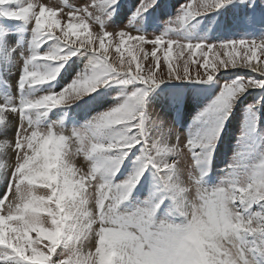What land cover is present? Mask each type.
Returning <instances> with one entry per match:
<instances>
[{
  "label": "snow or ice",
  "instance_id": "6c2138e0",
  "mask_svg": "<svg viewBox=\"0 0 264 264\" xmlns=\"http://www.w3.org/2000/svg\"><path fill=\"white\" fill-rule=\"evenodd\" d=\"M227 2L231 0H192L185 5L184 14L195 17ZM117 3L84 0L69 8L65 0L64 11L46 0L23 4L20 0H0V8L20 4L4 11L5 17L32 20L39 37L46 38L43 43L55 39L65 46L33 55L31 61L58 62V67L48 72L25 67L21 88L54 80L63 63L80 50L97 57L89 71L58 93L0 103V125L13 115L21 121L14 137L0 140V149L14 159V163L0 162V169H11L7 188L0 196V248L9 250L7 257L0 256V264L6 258H16L22 264H248V252L264 246V160L243 180L232 179L214 190L202 185L206 172H190L187 180H182L181 161L190 155V164L199 166L205 154L211 153L233 102L249 88H264V79L238 77L226 83L216 101L202 113L214 118V126L175 144L149 137L144 104L150 89L168 78L205 82L221 68L230 67L247 68L264 77V63H256L264 55V40L194 43L104 29L101 13ZM150 3L155 0H141L140 10L146 12ZM147 45H151L150 53ZM174 46L178 56L189 53L182 69L173 63ZM112 48L118 60L110 58ZM217 49L224 51L225 58ZM158 51L164 52L167 61L166 71L159 74ZM140 52L143 58L135 54ZM197 53L203 57L204 74L190 71V64L200 63L191 59ZM149 55L155 64L145 66L142 59ZM116 79L136 81L144 87L82 130L71 135L57 128L41 130L30 119L32 112L47 113L74 103ZM138 145L141 155L136 157L133 172L122 182L113 183L112 178ZM81 152L94 161L90 167H77L75 158ZM150 168L160 174L175 201L173 217H157L163 201L150 200L134 210L121 207ZM40 188L45 190L43 194H38ZM90 241H95L92 247H88Z\"/></svg>",
  "mask_w": 264,
  "mask_h": 264
},
{
  "label": "rangeland",
  "instance_id": "374dc122",
  "mask_svg": "<svg viewBox=\"0 0 264 264\" xmlns=\"http://www.w3.org/2000/svg\"><path fill=\"white\" fill-rule=\"evenodd\" d=\"M30 0H20V4ZM54 6L67 11L65 0H46ZM192 0H155L148 5L146 12L141 11V0H118V3L101 13L102 27L107 30H127L134 34L166 36L190 42H206L218 44L232 40H264V0H231L222 7L206 11L195 17L185 16V5ZM200 2V0H197ZM84 0H67L69 8L83 4ZM20 4H9L0 8V103L19 102L21 100L37 99L50 93H58L68 86L79 75L89 71L97 57L88 50H80L71 56L54 80L43 85H25L21 88L19 81L25 67L29 70L48 72L58 67V62L31 61L38 53L56 51L65 46L58 40L40 38L32 20L10 19L3 12L17 8ZM238 25V26H237ZM43 43L42 47L38 45ZM151 52V45L146 46ZM110 51V58L118 60L115 49ZM222 58L223 50L217 49ZM143 58V53H135ZM160 66L157 70L166 71L167 61L164 52L158 51ZM126 60L128 54L125 53ZM189 53L177 55L173 47L172 60L182 69ZM214 58V53L209 59ZM190 71L195 74L198 70L205 73L202 67L203 57L192 56ZM31 61V62H30ZM149 62L155 64L151 55L147 60L142 59L146 66ZM256 63H264V55ZM135 69V63H133ZM208 71H211L209 67ZM238 77L264 79L258 73L247 68L235 67L221 70L210 81L198 82L195 79L168 78L153 86L144 104L145 130L152 139H164L169 144L177 140L186 141L190 137L204 134L214 126L213 117L202 116L216 101L226 83ZM144 87L139 82L125 83L121 79L112 80L109 84L99 87L95 92L84 96L74 103L53 108L47 113L39 111L30 113V119L41 130L59 129L65 135H71L94 122L101 114L124 103L133 91ZM238 100L240 102H238ZM21 123L18 115H13L4 125H0V140L11 139ZM222 130L214 143L211 153H206L199 166L190 164V155L181 161L180 176L187 180L188 174L206 172L202 176V185L208 189H216L226 185L232 179L243 180L244 176L260 161L264 160V88L252 87L240 95L230 110V115L222 123ZM141 155L140 146L124 161L119 172L112 178L113 183L126 179L135 167L136 157ZM0 162L14 163L9 152L0 149ZM94 161L83 152L75 158L77 167L91 166ZM11 169H0V196L7 188L8 176ZM40 188L38 194H43ZM11 199V193H9ZM160 203L157 217L161 220L175 215V201L168 194L160 174L150 168L129 195L122 208L134 210L145 206L148 201ZM7 203V201H5ZM36 236L35 233L32 234ZM95 241H90L92 247ZM6 249L0 248V256H8ZM59 251V249H58ZM55 259V257H53ZM3 264H22L16 258H6ZM248 264H264V246L248 252Z\"/></svg>",
  "mask_w": 264,
  "mask_h": 264
},
{
  "label": "bare ground",
  "instance_id": "6f19581e",
  "mask_svg": "<svg viewBox=\"0 0 264 264\" xmlns=\"http://www.w3.org/2000/svg\"><path fill=\"white\" fill-rule=\"evenodd\" d=\"M9 121V120H8ZM6 151V150H5Z\"/></svg>",
  "mask_w": 264,
  "mask_h": 264
}]
</instances>
